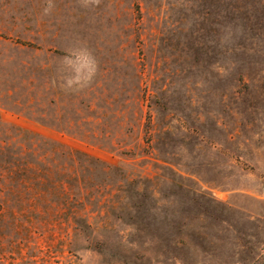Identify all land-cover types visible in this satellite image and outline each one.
<instances>
[{
	"label": "rangeland",
	"instance_id": "rangeland-1",
	"mask_svg": "<svg viewBox=\"0 0 264 264\" xmlns=\"http://www.w3.org/2000/svg\"><path fill=\"white\" fill-rule=\"evenodd\" d=\"M0 264H264V0H0Z\"/></svg>",
	"mask_w": 264,
	"mask_h": 264
}]
</instances>
